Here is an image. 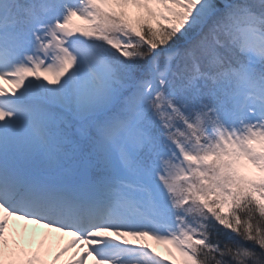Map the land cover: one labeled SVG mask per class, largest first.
Wrapping results in <instances>:
<instances>
[{
	"label": "snow or ice",
	"instance_id": "1",
	"mask_svg": "<svg viewBox=\"0 0 264 264\" xmlns=\"http://www.w3.org/2000/svg\"><path fill=\"white\" fill-rule=\"evenodd\" d=\"M0 264H264V0H0Z\"/></svg>",
	"mask_w": 264,
	"mask_h": 264
},
{
	"label": "bare ground",
	"instance_id": "2",
	"mask_svg": "<svg viewBox=\"0 0 264 264\" xmlns=\"http://www.w3.org/2000/svg\"><path fill=\"white\" fill-rule=\"evenodd\" d=\"M18 223L22 225L24 222H23V221H20V222H18ZM28 227H29L30 230H35V231L37 232L38 235H39L40 233H43L44 231H46L45 229L40 228V227L35 226V225H29ZM153 243H154V242H153ZM157 247H158V250H160V251H164V246H162V245H157Z\"/></svg>",
	"mask_w": 264,
	"mask_h": 264
}]
</instances>
